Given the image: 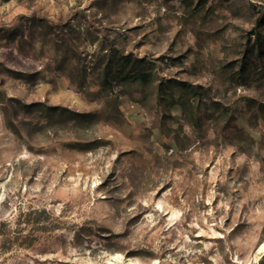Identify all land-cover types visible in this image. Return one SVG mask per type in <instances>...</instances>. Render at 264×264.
<instances>
[{
	"label": "rangeland",
	"instance_id": "obj_1",
	"mask_svg": "<svg viewBox=\"0 0 264 264\" xmlns=\"http://www.w3.org/2000/svg\"><path fill=\"white\" fill-rule=\"evenodd\" d=\"M68 23L158 78L115 113ZM259 29L264 0H0V264H264Z\"/></svg>",
	"mask_w": 264,
	"mask_h": 264
},
{
	"label": "trees",
	"instance_id": "obj_2",
	"mask_svg": "<svg viewBox=\"0 0 264 264\" xmlns=\"http://www.w3.org/2000/svg\"><path fill=\"white\" fill-rule=\"evenodd\" d=\"M76 21V19H75ZM39 24L42 25L44 23L43 19L38 20ZM66 26V27H65ZM62 27L59 32V39L56 41L57 51H61L60 47H68V51L74 54V60L79 61L81 65V73L87 75L90 71L97 75V81L100 86V93L105 100V104L108 107H111L116 113L118 109L114 106L113 94L118 92L119 88L127 89L131 87L130 85L138 83L139 86H146L149 84H154V80L157 77L156 70L152 67V62L149 60L147 56L138 57L134 52L127 51L120 46V38H115L113 41L105 40L100 43L99 51L92 54L93 61L91 67H87V61L85 55L82 54L79 50V46L76 49L74 44L83 43L82 32L77 29V25L73 23H68ZM50 30L53 27H49ZM68 29V30H67ZM56 30V29H55ZM59 31V30H58ZM47 31L43 33V35L48 36ZM263 40L264 33L259 31L255 34V45L257 50V55L259 58L263 57ZM86 41V39H85ZM93 41V40H91ZM95 42V41H93ZM123 42V41H122ZM72 44L74 47H70ZM254 49L251 46L250 42L247 43V51L244 53V57L242 60V65L239 69V74L242 78L245 77L246 74V66L247 61L251 59V55L254 53ZM67 52V51H66ZM80 52V53H77ZM91 56V55H90ZM15 72V71H13ZM16 74H19L18 72ZM21 74V73H20ZM30 75V76H34ZM158 80V90L157 92L160 95L161 100H165V85H163L162 80ZM172 79H169L168 82H171ZM185 84V83H183ZM184 86V85H183ZM19 102V101H17ZM22 104V103H21ZM22 108H25L26 113H31V109L33 108V104H23ZM53 111H62L63 113L75 114L79 118H84L85 120H90L92 115L89 114H81V113H73L70 109H62L60 107H50Z\"/></svg>",
	"mask_w": 264,
	"mask_h": 264
}]
</instances>
